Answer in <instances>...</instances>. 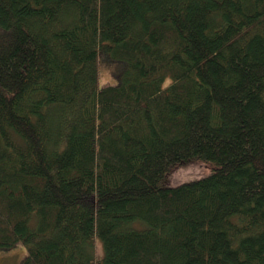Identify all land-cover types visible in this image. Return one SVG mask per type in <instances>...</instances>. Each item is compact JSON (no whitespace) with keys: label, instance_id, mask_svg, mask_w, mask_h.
Returning a JSON list of instances; mask_svg holds the SVG:
<instances>
[{"label":"trees","instance_id":"16d2710c","mask_svg":"<svg viewBox=\"0 0 264 264\" xmlns=\"http://www.w3.org/2000/svg\"><path fill=\"white\" fill-rule=\"evenodd\" d=\"M19 242L17 264H264V0H0Z\"/></svg>","mask_w":264,"mask_h":264},{"label":"rangeland","instance_id":"374dc122","mask_svg":"<svg viewBox=\"0 0 264 264\" xmlns=\"http://www.w3.org/2000/svg\"><path fill=\"white\" fill-rule=\"evenodd\" d=\"M106 64V63H105ZM104 64V66H105ZM108 65V64H107ZM103 66L102 69H100V83L105 84L107 82H113V76L110 71L111 66ZM207 167L201 162H194L187 165H184V167L179 168V179H187L189 177L198 175L204 171H206ZM25 253V246L21 242L16 243L11 249H8L7 251H1L0 250V264H17L22 256ZM100 247L99 245L96 246V254H100ZM99 256V255H98Z\"/></svg>","mask_w":264,"mask_h":264},{"label":"bare ground","instance_id":"6f19581e","mask_svg":"<svg viewBox=\"0 0 264 264\" xmlns=\"http://www.w3.org/2000/svg\"><path fill=\"white\" fill-rule=\"evenodd\" d=\"M92 197H93V195H92Z\"/></svg>","mask_w":264,"mask_h":264}]
</instances>
